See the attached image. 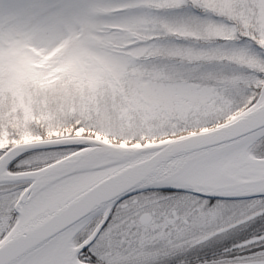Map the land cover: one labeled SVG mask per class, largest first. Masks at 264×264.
I'll return each mask as SVG.
<instances>
[{"label": "snow or ice", "instance_id": "1", "mask_svg": "<svg viewBox=\"0 0 264 264\" xmlns=\"http://www.w3.org/2000/svg\"><path fill=\"white\" fill-rule=\"evenodd\" d=\"M0 264H264V0H0Z\"/></svg>", "mask_w": 264, "mask_h": 264}]
</instances>
